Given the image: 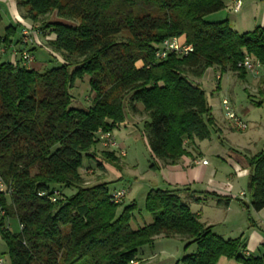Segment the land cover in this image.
Returning a JSON list of instances; mask_svg holds the SVG:
<instances>
[{
    "label": "trees",
    "instance_id": "16d2710c",
    "mask_svg": "<svg viewBox=\"0 0 264 264\" xmlns=\"http://www.w3.org/2000/svg\"><path fill=\"white\" fill-rule=\"evenodd\" d=\"M16 7L43 44L23 43L20 24L0 34V178L12 190L0 193L2 264H139L142 247L174 237L188 240L185 250L196 245L181 264H217L221 258L264 264V246L259 255H245L242 236L214 234L183 199L198 202L202 196L227 205L228 197L152 188L144 202L151 221L132 229L135 203L114 204L108 183L86 186L83 175L119 163L116 151L100 146L99 134L122 125L125 110L145 117L152 171L155 161L176 165L190 145L209 140L215 131L211 107L189 80L210 68L243 79L247 73L237 64L246 55L264 65V25L238 33L227 20L205 21L224 9L222 0H16ZM170 38H184L193 51L154 59ZM37 47L62 63L43 72L30 67L22 53L34 62ZM85 77L91 104L74 108L69 91ZM245 158V194L257 212L264 208V150ZM10 219L18 232L10 230Z\"/></svg>",
    "mask_w": 264,
    "mask_h": 264
},
{
    "label": "rangeland",
    "instance_id": "374dc122",
    "mask_svg": "<svg viewBox=\"0 0 264 264\" xmlns=\"http://www.w3.org/2000/svg\"><path fill=\"white\" fill-rule=\"evenodd\" d=\"M6 9L7 6L2 4L1 12L3 20L5 19L4 13ZM227 12L220 11L216 14L207 15L204 20L207 22L224 20L226 17H229ZM62 22L68 23L64 21ZM21 25L26 27H34L29 22L21 23ZM1 27L2 25L0 24V33H3ZM238 33L244 32L239 31ZM181 40L184 41V38H181ZM36 41L39 43V45L43 44V40L39 37H37ZM32 54L34 62L32 61L30 67L36 68V65H41L37 70L40 72L57 67L62 63L60 57L56 55L57 58H55L54 55H52L51 52L45 47H37ZM215 72H217V69L210 68V71L206 72V74L200 78L208 80L206 84L202 83L200 79L189 80V82L202 89L206 94L207 102L211 104L220 103V101H222L221 98L227 96L229 93H232L234 97H236V112L239 118L246 124V129L237 130L233 123L227 119L221 123L223 133L220 135L212 131L211 138L212 141L219 142V144H221L225 150H229V155L232 157V159L242 158L244 162H246V156L250 157L264 150V89H261L262 85L260 84L258 86L255 85L253 89L245 88L246 82H252L251 78H254L252 76H247L245 79H241L233 74H220V76H222V80L217 81L214 79ZM87 80V77L83 78L81 81L77 80L74 87L69 91L72 97V107L84 109L91 104L89 95L90 91L86 84ZM200 82L202 84H200ZM216 85L220 86V89L217 91L215 90ZM212 90H215V95L213 97L210 95V91ZM217 98L218 100H215ZM137 108L141 110L142 106L137 104ZM125 115V122L112 133L116 143L120 146V148H122L121 150L123 151V154H121V152H117L116 154L119 157V163L117 165L104 163L103 165L105 171L103 173L105 175H103L101 172L97 173L96 175V172L94 174L87 172L83 173V175L86 186L94 185L100 179H102V182L108 183L109 192L113 190H125V205H129L130 203H135L136 205V210L133 212V218L130 221V226L132 229H137L138 227L146 225L151 221L150 215L144 211V202L146 194L150 189L149 187H151V185H155V183H159V179L149 168V165L151 164L150 153L147 146L146 137L142 132V121L145 119L144 115L142 113L133 115L130 114L128 110H125ZM208 142V140H204L196 141L195 143L200 144L201 147H205L206 144H209ZM205 157H207L209 161V166L207 168L220 165L221 167L226 168L228 172H231L228 162L226 163L225 161L218 159L215 155L209 153H205ZM83 163H85V167H83V169H88L86 165H89V161L84 160ZM194 164H199V162H194ZM220 173L222 172L219 171V174ZM218 177L220 176H217V178ZM245 183V177L234 176L233 184L235 185L236 190L239 188H245ZM199 188H201V186H198L197 189ZM64 192L69 194L73 193L74 191L64 190ZM203 202H205L206 207L208 208L206 214L209 218L214 220L215 218L212 217L214 216V207H212L209 203L213 202L214 204L217 203L218 200L208 198ZM235 206L236 203L232 202L231 207L233 208V212L235 211ZM220 208L221 213H223L226 209L224 204H222ZM246 213L247 214L245 215V218L248 219V212L246 211ZM230 214L231 213H229L228 216ZM240 219L241 218H238L237 221L239 222ZM231 220L232 222H235L234 218ZM10 221L12 224L16 223L14 219H10ZM16 230L17 228H15L13 232H16ZM212 232L216 235H219V233H222L223 230L222 228H219L212 230ZM236 237V235H232L229 237L226 236L224 239H233ZM187 242L188 240L182 237H174L169 239L156 238L153 242V245L144 246L139 250L136 259L139 264H181L180 260L184 256L192 254L196 251L195 244L190 245L185 250L184 246ZM5 253L6 246L4 242L0 240V258L6 259ZM228 261L231 260L222 258L220 261H218V264H227Z\"/></svg>",
    "mask_w": 264,
    "mask_h": 264
},
{
    "label": "crops",
    "instance_id": "0c3cea01",
    "mask_svg": "<svg viewBox=\"0 0 264 264\" xmlns=\"http://www.w3.org/2000/svg\"><path fill=\"white\" fill-rule=\"evenodd\" d=\"M222 1L224 3V9L222 11L229 12H227L229 17H226L224 20L228 21L229 25L232 27L233 30L237 32H250L256 27H261L264 25V0H240L241 6L237 12L234 11L235 2L237 0ZM0 4L7 6V9L4 13L5 19L3 20L2 16V21L0 23L2 25V32L4 28L9 25H21V23H27V21L22 20L19 15V12L16 7V0H0ZM47 38L53 39V36H48ZM40 66L41 65H36V68L34 69L38 70ZM208 71H210V69L206 70V72ZM206 72L204 74H206ZM214 74L215 80H217L216 76H219V80L217 81L222 80L220 72L217 71ZM222 74L236 75V73L234 72H225ZM247 76L249 77L250 75L247 74L245 78ZM251 79V83L246 82V89H253L255 85L258 86L259 84L262 85L261 89H264V78ZM200 80L204 84L208 82V80ZM202 83L200 82V84ZM219 89L220 86L216 85L215 90L217 91ZM215 90L210 91V95L212 97L215 95ZM223 98L228 99L233 112L238 116L236 112V97H234L232 93H229ZM215 100H218V98ZM220 103L208 104L211 107V114L215 122L214 133H218L221 135L223 133L221 123L227 120V118L225 117V115L223 116L224 112L220 106ZM208 141L209 144H206L205 147H201L198 143L190 145L187 148L189 154L183 156L176 165L163 166L159 162L155 161L157 169L152 172L159 179V183H155V185H151V187L149 188L174 189L188 187L190 190L214 192L222 197L230 198V201L227 205L219 202L214 204L213 202L209 203L212 207H214V210L212 209L214 211V216H212L215 218L214 220L209 218L206 214L208 208L206 207V204L203 201H206V199L208 198L199 196L200 200L198 202H195L193 199H188L187 197H184V202L187 204L191 212L197 214L200 218V221L206 226H211L212 230L222 228L223 232L219 233V236H221L222 238H226V236L229 237L232 235H236L237 237L242 236V239H244L245 241V255H259L263 252L262 247L264 246V208L257 212L250 209V204L249 208H246L243 205V201H247L249 203V200L247 199L246 195L242 198L239 197V194L241 192H245V188H239L238 190H236L235 185L233 184L234 176L245 177L247 180V176L249 173L247 164L242 158L232 159V157L229 155L230 151L225 150V148L222 147L219 142L212 141V138H210ZM205 153L213 154L218 159H221L226 163L228 162L230 165L229 168L231 169V172H228L226 168L221 167L220 165H217L212 168H207L209 166V161L207 157H205ZM202 161H205L206 164H202ZM194 162H199V164H194ZM219 171H221L222 173L219 174ZM103 175L105 174L103 173ZM217 176L220 177L217 178ZM198 186H201V188L197 189ZM232 202L236 203L234 212L233 208L231 207ZM222 204H224L226 207L223 213H221L220 211V207L222 206ZM247 209H249L248 217L251 219L252 225L250 224L248 219L245 218V215L247 214ZM229 213L231 214L228 216ZM232 218L235 219V222H232ZM238 218H241L239 222L237 221ZM8 226L12 232L15 228H17L16 232H18L19 230L17 221L15 224H12V222L9 220ZM227 264L237 263L231 260L228 261Z\"/></svg>",
    "mask_w": 264,
    "mask_h": 264
},
{
    "label": "built area",
    "instance_id": "2783aa9c",
    "mask_svg": "<svg viewBox=\"0 0 264 264\" xmlns=\"http://www.w3.org/2000/svg\"><path fill=\"white\" fill-rule=\"evenodd\" d=\"M241 6V1L237 0L235 2L234 11L237 12L238 9ZM22 36H23V43L25 44H35L39 45V43L36 41L37 39V32L33 29V27H23L22 30ZM193 51V48L191 45L186 44L185 41H182L181 38H170L164 40L154 51V59L156 60H162L165 59L166 56L170 53H175L180 56L187 55ZM16 55V52L12 53V58ZM22 56L27 60V64L30 66L32 63V57L29 56L27 53H22ZM237 67L244 70L247 74L254 78H264V65L261 64L256 59L252 58L251 56L246 55L241 62L237 64ZM216 79L219 80V76H216ZM221 108L224 112L225 117L231 121L234 125V127L237 130H245L246 124L237 116L228 101L227 98H223L221 101ZM99 143L100 146L106 150H112L116 152H122V148L116 143L114 137L110 133H100L99 134ZM202 164H206L205 161L201 162ZM11 189L7 187L4 182L0 178V193L4 195H9L11 193ZM126 196L125 190H115L110 195V201L114 204H119L123 202ZM245 193L241 192L239 194V197H244ZM54 198H51V202H54ZM0 264H2V261L0 260Z\"/></svg>",
    "mask_w": 264,
    "mask_h": 264
},
{
    "label": "water",
    "instance_id": "95a60500",
    "mask_svg": "<svg viewBox=\"0 0 264 264\" xmlns=\"http://www.w3.org/2000/svg\"><path fill=\"white\" fill-rule=\"evenodd\" d=\"M243 205L246 207V208H249V203L247 201H243Z\"/></svg>",
    "mask_w": 264,
    "mask_h": 264
}]
</instances>
